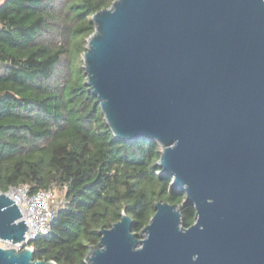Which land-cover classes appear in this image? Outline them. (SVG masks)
Masks as SVG:
<instances>
[{"label":"water","instance_id":"1","mask_svg":"<svg viewBox=\"0 0 264 264\" xmlns=\"http://www.w3.org/2000/svg\"><path fill=\"white\" fill-rule=\"evenodd\" d=\"M92 17L83 66L106 123L157 140L186 198L157 201L141 237L127 213L101 227L87 263L264 264V0H114ZM21 217L1 191L0 240L25 239ZM0 264L58 263L0 245Z\"/></svg>","mask_w":264,"mask_h":264},{"label":"trees","instance_id":"2","mask_svg":"<svg viewBox=\"0 0 264 264\" xmlns=\"http://www.w3.org/2000/svg\"><path fill=\"white\" fill-rule=\"evenodd\" d=\"M113 1L0 0V190L52 186L66 198L51 231L32 240L35 259L88 264L101 227L127 213L139 235L157 201L186 198L159 174V142L116 137L86 84L92 15ZM181 209L194 222V206Z\"/></svg>","mask_w":264,"mask_h":264},{"label":"built area","instance_id":"3","mask_svg":"<svg viewBox=\"0 0 264 264\" xmlns=\"http://www.w3.org/2000/svg\"><path fill=\"white\" fill-rule=\"evenodd\" d=\"M5 193L17 202L24 216L21 218L25 219L28 225L24 240L18 242L3 240L6 248L14 247L18 250L25 247L33 248L32 240L51 231L52 221L57 211L66 204V198H60L56 188L52 186L31 192L28 184H20L10 186Z\"/></svg>","mask_w":264,"mask_h":264},{"label":"rangeland","instance_id":"4","mask_svg":"<svg viewBox=\"0 0 264 264\" xmlns=\"http://www.w3.org/2000/svg\"><path fill=\"white\" fill-rule=\"evenodd\" d=\"M160 173L162 174L161 170L159 171V174ZM171 182H172V180H171ZM170 187H171V184H170ZM56 191H57V195H59L60 198L65 197L64 190H61L60 188H56ZM138 236L139 237L142 236V231L139 232V235ZM0 245L3 246V247H5L6 243L3 240H0Z\"/></svg>","mask_w":264,"mask_h":264}]
</instances>
